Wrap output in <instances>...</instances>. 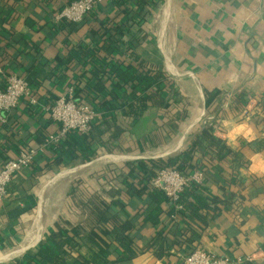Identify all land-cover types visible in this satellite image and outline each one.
<instances>
[{
	"label": "crops",
	"instance_id": "crops-1",
	"mask_svg": "<svg viewBox=\"0 0 264 264\" xmlns=\"http://www.w3.org/2000/svg\"><path fill=\"white\" fill-rule=\"evenodd\" d=\"M68 1L0 0V68L6 75L25 79L38 100L30 107L27 99H22L14 110L0 112V167L22 148L34 152L31 165L13 176L0 201V257L14 253L10 246L33 229L40 205L43 230L42 213L49 203L56 209L45 225L46 233L58 224L69 236H76L84 255L98 249L95 236L101 244L107 243V257L118 258L122 251L92 228L110 206L108 192H117L132 165L182 153L188 136L207 119L213 136L232 150L242 141L253 143L260 135L264 137V0H170L161 39L160 27L154 30L152 26L153 5L148 4L142 13L135 11L133 0L106 1L81 24H56L53 16ZM147 15L150 17L145 19ZM106 28L115 31L117 48L105 41L109 37ZM129 44L135 48L134 55H120L117 49ZM122 58L159 66L173 86L163 90L136 122L124 118L118 108H128L129 98L124 100L123 92L114 91L115 98L108 105L115 119L103 123L100 105L103 96L109 97L107 91L96 94L95 71ZM3 81L0 76V88ZM105 88L111 90L108 83ZM69 89L76 102L99 114V122L90 132L93 143L83 160H72L68 154L45 146L58 125L44 108L66 96ZM206 93H219V97L206 105ZM171 98L178 104L165 111L163 107ZM174 107L181 110L176 118ZM244 153L249 161L246 167L226 161L203 172L195 192L200 200H188L197 208L196 219L186 213L182 217L185 210H174L169 203L162 205L163 214L155 227H140L142 217L135 214L147 201L143 195L130 203L121 198V206L113 205L112 215L121 220L123 230L132 228L138 250L159 232L166 238L168 257L158 261L150 252H135V258L125 264H182L195 249L248 260L243 264H264V152ZM67 171L90 179V185L97 182L93 187L99 195L91 193L82 202L69 183L68 188L52 190L62 178L53 179ZM108 178L117 184L116 190H107L104 183ZM253 178L260 179L258 186L253 185ZM48 191L57 200L47 199V203ZM28 242L18 257L0 264H28L25 255L39 243L30 248Z\"/></svg>",
	"mask_w": 264,
	"mask_h": 264
},
{
	"label": "trees",
	"instance_id": "trees-1",
	"mask_svg": "<svg viewBox=\"0 0 264 264\" xmlns=\"http://www.w3.org/2000/svg\"><path fill=\"white\" fill-rule=\"evenodd\" d=\"M72 1L74 0H70L68 3ZM132 2L135 5V11L139 12L142 11V9H146L148 4L153 5L155 8V2H157V0H133ZM142 13L144 12L142 11ZM149 17L150 15H147L145 19ZM106 30L109 37L105 41L110 45L114 43L117 48L115 31L108 28H106ZM134 49L133 44H129L123 49L117 50L122 56L128 54L132 57L134 55ZM94 76L97 79V84L94 88L96 94L101 95L103 91H107V96L109 97L108 99L103 96L100 105L103 110L100 120L103 123H107L109 119L111 121L115 119L114 110L110 106L111 100L115 98L114 91L123 92L125 96L124 100L129 98L130 103L127 106L128 108H124V106L121 105H118V108L122 110L124 118L129 119L131 122H136L143 111L153 103L154 99L162 94L163 90H169L173 86L171 80L159 66L148 64L141 60L122 58L120 60H114L112 63H105L104 67L95 71ZM106 83L110 85L111 90L108 91L105 88ZM218 97L219 93L212 96L206 93V105L214 98ZM239 97H242V95H239ZM173 98H177L176 94H173ZM109 103L110 105H108ZM98 104H100V102H98ZM177 104L178 102L171 98L170 102H166L163 109L166 111L169 106H176ZM172 112L173 116L176 118L178 113L181 112L180 107H174ZM94 126L95 125L92 126V129ZM90 134L91 133L82 138L77 134H71L58 147L59 153H61V155L68 154L72 160H83L82 157L86 155L87 148L93 143ZM71 144L73 146L72 150L69 149ZM244 151H249L251 153L264 152V137L260 135L253 143L242 141L238 149L232 150L225 142L213 136V128L210 126V122L203 121V124H201L194 133L188 136L186 148L182 153L167 158L137 161L130 167L129 174L120 180L117 192H108L112 199L110 206L107 207L103 215L95 219V227L92 229H96L102 233L109 244L120 249L122 251L120 257L113 259L107 257V243L105 245L104 243L101 244V241L97 240L95 236H93V241H95V243L97 242L98 249H91L88 255H84L79 251L80 242L75 238L76 236L74 234L69 236L62 231L58 224H54L53 229L42 236L38 244L36 243L37 246L35 247V244L31 247H35L32 253H27L25 255L27 263L67 264L70 262V264H125L131 262L135 258V252H150L153 257L161 261L164 257L169 256L167 249H164V240L166 239L164 233L159 232L144 247L138 250L134 244L132 228H128L126 231L122 229L123 223H121V220L112 215V206H121L123 203L121 198L127 199V202L129 201L130 203L132 200L140 199V196L143 195L147 201L137 209L135 216L140 215L142 217L140 227L148 224L155 227L159 222L160 215L163 214L162 205L169 204L168 198H166L162 192L153 190L150 186L151 180L156 176L158 171L172 169L178 171L182 175L188 176L191 171L211 172L209 170L210 167L217 166V164L226 161H230L238 167H246L249 161ZM132 176L135 177L133 181L130 179ZM252 182L254 186H258L256 183H259L260 179L253 178ZM197 188L198 185L191 183L182 195L180 205L182 209L185 210V212L181 214L182 217L188 214L189 217L196 219L195 212L197 208L188 200L191 197L197 201L200 200L195 194ZM72 190L76 195L75 197L82 202L86 201L89 197L85 193L77 194L75 189ZM116 197L120 199L115 201L114 199ZM198 220L205 225L204 220ZM10 247H14V245Z\"/></svg>",
	"mask_w": 264,
	"mask_h": 264
},
{
	"label": "built area",
	"instance_id": "built-area-1",
	"mask_svg": "<svg viewBox=\"0 0 264 264\" xmlns=\"http://www.w3.org/2000/svg\"><path fill=\"white\" fill-rule=\"evenodd\" d=\"M106 1L112 2L114 0H74L58 11L53 16V21L56 24L66 26L81 24L87 15ZM0 76L4 79L0 88V112L14 110L22 99H27L30 107L37 105L38 100L32 96L25 79L6 75L2 68H0ZM44 110L50 119L58 125V131L49 135L45 140V146L52 147L53 150L58 149L71 134H77L80 138L88 135L92 126L99 122L97 111L87 104L76 102L73 99L71 89L68 90L66 96L55 100ZM210 126H212L211 123ZM33 155V150L22 148L13 160L5 162L0 167V201L6 195L13 176L31 165ZM202 176L203 172L199 171H191L188 176H185L176 170L164 169L158 171L151 180L150 186L153 190L162 192L174 210L180 211L182 209L180 205L182 195L191 183L200 184ZM104 185L107 190H116L118 187L111 178L106 179ZM246 261L248 260L235 259L229 256L217 257L195 249L184 258L182 264H243Z\"/></svg>",
	"mask_w": 264,
	"mask_h": 264
},
{
	"label": "rangeland",
	"instance_id": "rangeland-1",
	"mask_svg": "<svg viewBox=\"0 0 264 264\" xmlns=\"http://www.w3.org/2000/svg\"><path fill=\"white\" fill-rule=\"evenodd\" d=\"M166 2V0H157V2H155L156 3V5H155V8H154V19H153V21H152V26H153V29L155 30H158V26H160V21H161V16L160 15H162V10H163V6H164V3ZM160 17V18H159ZM159 24V25H158ZM63 173V172H62ZM79 173L77 172V173H72V174H66V175H64L63 177H62V179H60V181H58L57 183H56V185H55V187L54 186H52L51 187V189L52 190H56V188H61V189H63L64 187H66V188H68V183L70 184V186H71V188L72 189H75L76 190V193L77 194H88V196L90 197V195H91V193L93 194H98V192H97V189L95 188V187H93L94 185H95V183H97V182H92V184H94V185H90L89 183H90V179H86L85 177H79V175H78ZM60 175V174H59ZM59 175H57L56 177H58ZM55 177V178H56ZM54 178V179H55ZM53 179V180H54ZM112 182H113V180H112ZM58 184V185H57ZM97 187V186H96ZM51 191H48V193H47V195H49V198L47 197V195H46V197H45V200H52L53 201V198L54 199H56L55 197H53V195H50L51 193H53V192H51ZM99 195V194H98ZM76 196V195H75ZM62 196H60V198H61ZM57 198H59V196L57 197ZM59 198V199H60ZM57 200V199H56ZM47 202V201H46ZM48 203V202H47ZM57 204V203H56ZM48 206H47V209H45V211H44V213H43V215H42V224H43V230L41 231L42 233H41V236L43 235L44 236V234H46V228H45V225H47L48 224V222L51 220V215L54 213V211H55V209H56V207L54 206V207H52V205L51 204H47ZM32 231V228H29V230L27 231L28 233L25 235L24 234V236H22V239H20L19 241H18V244L16 245V244H14V249L13 250H15V251H17V250H19V249H21L22 247H24V245H26V241L25 240H28L29 239V235H30V233L29 232H31ZM27 236V237H26ZM27 238V239H26ZM25 241V242H24ZM12 250V251H13ZM14 252V251H13ZM17 256V255H16Z\"/></svg>",
	"mask_w": 264,
	"mask_h": 264
},
{
	"label": "bare ground",
	"instance_id": "bare-ground-1",
	"mask_svg": "<svg viewBox=\"0 0 264 264\" xmlns=\"http://www.w3.org/2000/svg\"><path fill=\"white\" fill-rule=\"evenodd\" d=\"M169 1L170 0H166V2L164 3V6H163V10L161 11L162 12V15H160L161 16V21H160V26H158V27H160V39H161V37H162V34H163V32H164V29H165V26H166V22H167V20H168V17H169ZM173 10V9H172ZM160 18V17H159ZM171 19H172V17H171ZM159 25V24H158ZM170 25V24H169ZM167 30V29H166ZM166 32V31H165ZM166 43V42H165ZM159 45H161V44H159ZM161 47H162V45H161ZM160 47V48H161ZM165 47V46H164ZM173 50V49H172ZM167 64V63H166ZM99 160V159H98ZM97 162V161H96ZM91 165V164H90ZM74 169H76V168H74ZM78 169V168H77ZM66 171V170H65ZM76 172V171H75ZM74 173V172H73ZM66 174H69V172L67 171V172H63V173H61L58 177H56L53 181H56L57 179H60V178H62L64 175H66ZM55 187V186H54ZM47 195V194H46ZM44 197V196H43ZM47 201V200H46ZM42 205H40V207H39V210H38V213H37V216H36V218H35V222H34V225H33V229H32V231L31 232H29L30 233V237H29V242H28V244H27V246H29L30 248L33 246V245H35L37 242H39L38 240L40 239V234L42 233L41 232V225H40V218H41V212H42ZM43 214V213H42ZM42 224V223H41ZM42 226H43V224H42ZM28 233V232H27ZM27 237V236H26ZM27 239V238H26ZM26 242H27V240H25ZM24 241V242H25ZM24 249V247L22 248V249H20L19 251H15V250H13L14 251V253H12V254H7V255H4V256H2V257H0V261H2V260H7L9 257H11V256H14V255H16V254H18L19 252H21L22 250ZM25 250V249H24ZM24 253V252H23ZM22 253V254H23ZM18 257V256H17ZM14 259V258H13Z\"/></svg>",
	"mask_w": 264,
	"mask_h": 264
},
{
	"label": "water",
	"instance_id": "water-1",
	"mask_svg": "<svg viewBox=\"0 0 264 264\" xmlns=\"http://www.w3.org/2000/svg\"><path fill=\"white\" fill-rule=\"evenodd\" d=\"M39 241V240H38Z\"/></svg>",
	"mask_w": 264,
	"mask_h": 264
}]
</instances>
